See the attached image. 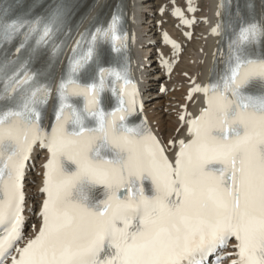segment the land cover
<instances>
[{
    "label": "snow or ice",
    "instance_id": "1",
    "mask_svg": "<svg viewBox=\"0 0 264 264\" xmlns=\"http://www.w3.org/2000/svg\"><path fill=\"white\" fill-rule=\"evenodd\" d=\"M22 8L0 0V264H264V0H219L210 79L193 80L187 97L203 104L182 106L166 143L146 117L130 119L143 103L122 8L106 24L94 16L74 44L65 0L39 15ZM164 42L179 54L166 32ZM161 63L171 74L174 61ZM38 151L39 203L29 205Z\"/></svg>",
    "mask_w": 264,
    "mask_h": 264
},
{
    "label": "bare ground",
    "instance_id": "2",
    "mask_svg": "<svg viewBox=\"0 0 264 264\" xmlns=\"http://www.w3.org/2000/svg\"><path fill=\"white\" fill-rule=\"evenodd\" d=\"M186 1L173 0L172 3V0H126L130 4V26H132L131 31L135 36V59L142 68L139 80L142 101L154 129L165 143L177 136L176 129L181 123L179 114L182 112V106L187 104L188 111L193 114H196L202 106L203 102L198 101L200 94H195L193 100L187 101L188 92L192 87L193 80L200 84L207 83L214 55L220 46L218 43L220 37L211 34V28L221 19L216 15L219 0H192V3L199 8L197 13L199 20L193 27L194 35L191 40L184 37L183 30L185 27L172 17L174 3L185 5ZM110 2L115 3V0H98L97 4L90 10L87 21H90L99 11L104 10ZM258 3L259 0H257ZM161 9L164 11L160 12ZM165 32H169L182 42L183 52L180 55L173 56L172 46L164 42ZM161 54H164L171 61L179 58L171 74L166 73L164 68L160 66L159 57ZM148 55L152 61L149 66L144 64L145 57ZM164 86L168 87L169 92L171 88H174L175 91H173L172 96L173 98L176 97V100H172V98L171 102L168 101L169 105H166L168 103L162 104L163 109H168L167 114H163L161 108L160 111L153 110L156 112L155 116H153L154 114L150 115L152 108L147 109L145 107L144 99L147 95H154L156 102L147 104L148 107L154 103L160 105L164 102L165 96L160 94L159 89ZM183 91L184 97L181 93ZM170 111L173 114L176 112L177 116L172 115ZM154 120L157 121V124L155 122L153 124ZM179 136L183 138V132L179 133ZM44 155L43 152L38 151L36 153L35 168L28 173L27 202L29 205H38L39 203V197L33 199V195L40 186V164ZM31 181H35V183H31ZM36 210L38 211V207ZM28 220L30 227L26 233L31 236L33 233L31 225L38 223V218L35 215H30Z\"/></svg>",
    "mask_w": 264,
    "mask_h": 264
},
{
    "label": "rangeland",
    "instance_id": "3",
    "mask_svg": "<svg viewBox=\"0 0 264 264\" xmlns=\"http://www.w3.org/2000/svg\"><path fill=\"white\" fill-rule=\"evenodd\" d=\"M165 3H166V1H165ZM148 58H149V57L145 58V62H148ZM173 91H175L173 88L170 89V92H169V91H166V92H165V90H161V91H160V92H161L160 94H162L163 96H165V98H163V99H164V102H163V103H160L161 106L158 105L159 103H157V105H156V103H154V104H152V105L149 106V107L147 106L148 108H152V109H150V110H151L150 113L152 112L150 115H153V114H154L153 116H155V115H156V112H154L153 110H155V111H156V110H157V111H160L161 108H162V112H163V114H167V113H168V109H165V108L163 109L162 104L164 105V104L168 103V104H166V105H169V102H171L172 100H176V97L173 98V96H172V94L174 93ZM171 92H172V93H171ZM181 93H182V97H183V95H184V94H183L184 91L181 92ZM169 95H170V96H169ZM150 96H151V95H150ZM174 96H175V95H174ZM155 97H156V96H154V95L151 96L148 100H146L147 103L150 104L151 102H154V101L156 102V100L154 99ZM167 98H169L170 100L167 99ZM172 98H173V99H172ZM171 99H172V100H171ZM166 100H167V102H166ZM168 101H169V102H168ZM152 106H153V107H156V108L153 109ZM164 112H165V113H164ZM170 113H171V111H170ZM171 114L174 115V116L176 117L175 114H173V113H171ZM153 116H152V117H153ZM154 122H155V120H154ZM155 123H157V121H156Z\"/></svg>",
    "mask_w": 264,
    "mask_h": 264
}]
</instances>
